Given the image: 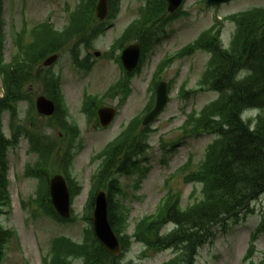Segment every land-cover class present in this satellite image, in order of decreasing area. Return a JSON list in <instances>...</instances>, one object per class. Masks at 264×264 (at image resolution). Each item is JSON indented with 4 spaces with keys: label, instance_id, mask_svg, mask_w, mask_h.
Instances as JSON below:
<instances>
[{
    "label": "rangeland",
    "instance_id": "rangeland-1",
    "mask_svg": "<svg viewBox=\"0 0 264 264\" xmlns=\"http://www.w3.org/2000/svg\"><path fill=\"white\" fill-rule=\"evenodd\" d=\"M77 1L4 0L3 18L6 36L3 48L4 61L9 60L12 51L9 35L11 21L18 26L21 18L24 17L31 25L51 16L52 24L60 28L67 21L63 6L73 7ZM143 2V0H121L118 14L111 21L110 27L106 23L107 28L104 34L99 35L90 47H79L81 58L90 54L89 61L92 62L93 67L89 72L73 67L68 53L63 54L53 65V70L61 75L65 104L73 121L81 120L80 105L84 91L102 95L110 85L118 80L119 68L115 61L117 53L110 56L108 54L109 46L126 25L139 15ZM254 6H264V0H233L216 8L206 7L202 0H185L182 16L165 27V34L147 55L140 74L133 78V91L128 100L120 106L114 123L106 129V133L91 132L85 135V146L80 147L75 153L72 172L84 189L87 188L88 178L95 166L88 162L89 156L114 136L130 117L143 110L149 97L147 85L158 61L193 40L199 32L213 23L215 17L220 19L226 14ZM232 29L233 25L226 22L222 32V41L225 45ZM70 47V44L67 45L66 50ZM95 51L99 52L98 57L94 56ZM207 58L206 53L197 52L180 61L176 60L163 73L164 80L172 83L171 98L163 113L152 126L156 128V131L150 136L149 149L142 158V164L147 165L148 169L146 175L139 180L136 176L120 177L123 194L119 198L129 213L124 228L127 233H132L134 224L142 216L155 211L157 204L166 192V180H169L170 186L181 192L182 207L192 202L188 195L193 187L198 190L201 187L200 184L184 182L180 166L191 159L190 167L195 169L203 158L206 146L214 139V135L204 134L181 139L183 135L178 127L191 109H199L206 102L213 100L216 94L203 92L196 93L187 99H181L177 95V90L183 80L186 82V89L195 87ZM103 102L115 105L117 99L107 97ZM26 106L27 103L20 105L22 111L20 119L26 111ZM3 119L6 133L7 116L4 115ZM42 120L40 119V121ZM37 130L45 135L50 133L48 128ZM85 133L88 131L81 127L82 142ZM161 138L162 141H160ZM177 140V147L170 149V144ZM162 145L166 152H162ZM25 149V141H21L18 148L8 155V158L11 159L7 172L10 204L4 208L5 215L1 222L4 227L14 230L16 237L10 241L7 247V256L3 264H41V258L49 249L48 244L51 238L66 235L74 240H80L81 231L85 226V223L79 219L73 223H57L38 214L39 212H36V216L33 217L28 206L23 209L20 200H27L35 185L34 179L20 178L25 161ZM85 194L82 192L74 198L73 209L76 216H80L82 212ZM30 207L34 208V206ZM250 207L252 211L245 218L237 221L232 218L227 220L226 227L218 224L213 228L210 239L198 249L195 264H245L242 257L248 248L249 236L263 219L261 214L264 208V198L256 200ZM250 245L254 247L252 261L255 264H260L264 257V233L258 234ZM173 253L172 249L145 251L141 243L133 241L130 250L124 254L122 263L128 264L127 261L131 260L136 261L137 264H160L171 258Z\"/></svg>",
    "mask_w": 264,
    "mask_h": 264
},
{
    "label": "trees",
    "instance_id": "trees-1",
    "mask_svg": "<svg viewBox=\"0 0 264 264\" xmlns=\"http://www.w3.org/2000/svg\"><path fill=\"white\" fill-rule=\"evenodd\" d=\"M109 1L111 13L115 14L119 0ZM145 2L141 17L123 33L121 39L129 38L131 35L129 30L132 28L136 36L145 38L143 40L148 43L157 19L165 12L166 2L165 0ZM94 3L95 0H81L74 10L66 36L85 31L89 24L94 22ZM1 11L2 0H0V75L4 94L0 97V114L3 110L15 114L16 102L27 96L23 86L33 83L38 79L37 76L42 74L41 71L44 70L36 67L51 47L50 43L44 40L26 43L25 46L19 45L10 61L3 63ZM227 19H232L237 28L226 49L220 47V27L206 30L188 48V51L200 48L210 52L206 68L197 82L198 90L210 89L218 93L217 99L213 102L204 105L200 110H192L183 125L184 131L190 135L202 133L218 135V138L205 148L203 159L195 169L187 168L189 162L181 168L184 182L200 184L201 187L199 190L193 187L191 197H194V200L185 208L180 206L179 192L170 189L158 211L144 216L135 224L131 237L123 231L126 213L120 209L118 203L111 204V222L117 234H121L123 250L129 248L130 239L133 237L150 249H176L177 255L163 264H193L196 249L205 242L215 223L220 222L224 225L227 218H237L241 211L249 210L252 201L264 194V7L240 11L227 16ZM100 30V27L94 29V33ZM44 31L52 40L55 39V33L47 26H44ZM54 46L57 48V44ZM243 72L244 76L240 79ZM46 87L53 90L57 98L59 97L56 81L46 84ZM253 107L261 108L262 112L257 116L256 125L251 130L249 124L241 120L240 113ZM147 130H141L139 132L141 135L134 134L135 140L142 139ZM125 139L127 137L109 150L106 167L113 163V157L124 155L128 148L133 151V144L129 142V138L128 141ZM3 170L4 162L0 157V172ZM104 172L110 170L103 168L99 173ZM115 188L113 181H110L109 190ZM197 191L199 193L196 194ZM45 194L44 192L42 197L44 196L47 205ZM6 200L4 181L0 179V214ZM85 219L90 221V214H87ZM168 223L174 227L160 234L161 228ZM259 230L264 231V218ZM2 242L3 238L0 237V262L3 256ZM90 243L76 250L71 244H68V249L62 245H54L51 251L64 255L73 252L79 255L73 257H84L83 261L87 264H121L118 258L110 255L97 242ZM251 253L250 249L247 256ZM55 259L59 261L58 258Z\"/></svg>",
    "mask_w": 264,
    "mask_h": 264
},
{
    "label": "water",
    "instance_id": "water-1",
    "mask_svg": "<svg viewBox=\"0 0 264 264\" xmlns=\"http://www.w3.org/2000/svg\"><path fill=\"white\" fill-rule=\"evenodd\" d=\"M168 1V10H175L181 0H167ZM229 0H207L209 4H218L221 2H226ZM107 5L106 0H99L96 5V12L100 18H103L106 15ZM139 56V45L129 46L127 47L123 54L122 60L129 67L133 68L138 61ZM167 95L165 90V84L161 83L157 87V98L156 104L153 110L147 115L145 118V123L152 120L155 115L163 108L166 103ZM56 183H59V187L52 189V201L54 205L57 207L58 211L64 215L68 216V195L62 182L57 179ZM96 204L93 209V217H94V230L96 235L101 239L106 248L113 254H117L119 252L118 241L112 234L111 228L107 221V209L106 202L103 198V194L99 195L96 199Z\"/></svg>",
    "mask_w": 264,
    "mask_h": 264
}]
</instances>
